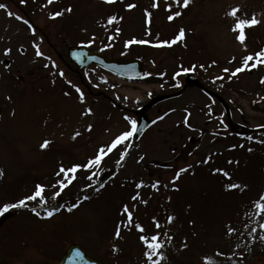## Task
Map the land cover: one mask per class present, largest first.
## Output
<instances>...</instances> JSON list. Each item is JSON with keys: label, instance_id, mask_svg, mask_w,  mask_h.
Returning <instances> with one entry per match:
<instances>
[{"label": "rangeland", "instance_id": "1", "mask_svg": "<svg viewBox=\"0 0 264 264\" xmlns=\"http://www.w3.org/2000/svg\"><path fill=\"white\" fill-rule=\"evenodd\" d=\"M17 1L0 0L7 6L0 9V171L3 172L0 208L17 203L35 191L39 179L40 184H48L43 194L46 203L30 202L28 206L39 207L54 201L53 193L57 190L60 191L59 199L74 198L52 219L42 218L46 217L42 213L38 217L27 207L17 208L9 225L8 233L12 236L5 240V245L20 247L26 243L27 236L48 244L53 251L61 246L63 253L69 245L79 243L90 256H99L109 264H149L144 255L145 245L139 239L142 233L134 226L124 227L123 206L128 205L134 221L145 227L143 234L151 236L158 231L152 222L155 217L165 225L159 231L172 237L169 241L162 236L165 244L162 251L166 255L162 264H205V258L212 264H264V240L260 239L264 235V229L260 228L264 216L257 215L253 203L264 193V154L252 160L241 156L240 167L236 168L232 181L247 185V188L226 190L228 182L213 175L212 167L203 161L223 156L230 150L241 155L250 152L246 148L254 151L260 147H245L243 141L233 137L221 103L198 87L190 88L175 99L159 102L146 111L148 119L156 123L141 135L132 153L105 186L85 193L101 181L106 171L123 160L121 152L128 149L125 144L106 156L99 169H92L96 175L90 180L91 173L81 169L75 173L76 179L63 190L49 185L50 179H57V182L61 179L56 175L61 166L67 169L85 164L100 146L129 130L130 124L124 117L138 120L140 106L135 104L136 99L147 102L152 95L177 92L185 86L186 74L196 76L204 87L223 98L235 125L248 130L264 128L260 127L264 125V84L260 83L264 78V66L246 69L230 80L229 74L223 71L224 68L234 71L241 66L244 56L254 54L259 47L247 38L243 45L236 40L237 33L231 30L234 18L227 13L239 8L237 15L241 18L255 15L261 23L246 28L245 36L250 35L253 40L251 32L258 34L263 39L264 49V0H192L187 9L175 0H158L159 7L154 8L157 20L153 25L145 16L150 6L131 10L126 6L123 10L121 5L126 23L122 26L119 21L114 22V29L113 24L103 18L112 9L105 0H75L72 3L73 22L79 17L82 24L63 27L73 43L64 42L53 20L46 17L44 10L50 5L47 0H25L20 2L22 5ZM168 6L173 12L182 13L176 18L177 27L170 24L175 19L171 22L167 19ZM8 12L14 15L10 17ZM161 19L168 32L185 29L187 47L180 56L186 61L201 60L204 67L198 64L195 71L183 73L181 62L166 57L157 60L155 70L149 57L146 71L151 75H145L140 83H129L96 67L78 71L68 57L75 42L82 46L95 37V42L87 48L101 47L104 53L116 46L115 57L132 59L141 51L152 54L151 59H154L153 45L161 34L157 31L164 26ZM108 36L113 37L108 39ZM133 38L150 43L125 47ZM37 44L44 53L42 57L35 54L34 45ZM8 49L11 51L6 55ZM53 62L58 67L53 68ZM46 64L49 66L45 67ZM60 71L65 73L64 77L59 76ZM160 71L167 76L161 79ZM177 72L181 75L176 76ZM218 76L225 79H216ZM68 80L84 91L85 103L79 102ZM174 86L178 87L177 91ZM66 91L71 95L65 96ZM90 93L102 94L103 98L120 105L124 112L104 100L94 102ZM88 107L93 109V114L82 115ZM186 116L187 124L183 123ZM88 124L93 125L91 132L87 131ZM77 131L81 135L74 140L72 137ZM191 137L195 138L194 143L189 142ZM45 139L51 143L42 149ZM257 140L264 141V134L258 135ZM126 144L130 145L131 139ZM240 145L245 148L242 150ZM261 146L264 147V143ZM188 165L192 166L189 172L176 181L179 191L174 190L170 181L179 168ZM157 180L160 181L158 189L152 187ZM140 182L143 187L137 188ZM165 184L168 187H164ZM81 194L83 196L79 197ZM137 194L139 198L133 201L132 196ZM69 208L72 211H68ZM168 215L176 217L171 225H166ZM56 221L61 227L57 233L53 228ZM26 222L30 229L26 228ZM229 225L236 229L231 236L227 235ZM118 226L120 238L115 236Z\"/></svg>", "mask_w": 264, "mask_h": 264}, {"label": "snow or ice", "instance_id": "2", "mask_svg": "<svg viewBox=\"0 0 264 264\" xmlns=\"http://www.w3.org/2000/svg\"><path fill=\"white\" fill-rule=\"evenodd\" d=\"M21 2H25V0H21ZM48 4H52L53 0H47ZM117 0H105V3L107 4H114L116 3ZM175 2L177 4H179L181 7L187 9L190 4L192 3V0H175ZM137 5L135 4H128L127 8L129 10L135 8ZM153 8H158L159 7V3L158 0L157 2H154L152 4ZM5 8V5L3 3H0V9ZM167 10L169 11V15L167 17L168 21L171 22L174 19H176L177 17L181 16L182 13L180 11H172L171 6H168ZM66 12H72V8L69 7L65 10ZM240 11L239 8H233L230 12L227 13L228 16H231L234 18V24L232 26V31L234 33H237L236 35V40L239 41L242 45L245 43V29L246 28H251L254 27L258 24L261 23L260 20L257 19V17L255 15H253L251 18L249 19H244L241 18L240 16H238V12ZM65 13L62 11H55L50 15V18L55 20L59 17H62ZM8 15L11 17L14 14L12 12H8ZM145 16L147 19L148 23H151V17H152V12L148 11L147 9L145 10ZM17 19H22L21 17L17 16ZM117 20V17L115 16H111L108 18V23L109 24H113L115 21ZM25 24H28L29 28H32V25L29 24V22L27 20L23 21ZM34 31V30H33ZM117 32H119V29L116 30ZM186 37V31L184 28H180L177 35L172 39V40H164L158 44L153 45L154 47H171L172 45L176 44L177 42H181L184 41ZM111 39V38H110ZM95 42V37H92L91 41H89L88 43L83 44L82 46L84 47H90L92 43ZM150 43L149 41L146 40H137L135 38H133L130 41H127L125 44V47H129L133 44H139V45H144V44H148ZM108 47H111V45H107ZM35 49H36V56L38 57H42L44 56V53L40 50L39 45H34ZM104 48H101L100 51H104ZM10 49L6 50V55L10 53ZM76 56L77 60H83L84 57V53H75L74 54ZM48 59H51L50 57ZM92 59H96L95 57H92ZM235 59V58H233ZM215 63V62H213ZM49 65H45V67H48ZM53 68L58 67L55 62L52 63L51 65ZM259 66H264V49L255 52L254 54H248L246 56L243 57L242 60V64L240 67H237L234 71L230 70L229 68H224L223 71L224 73H228V79H232L233 77H236L239 73L245 71L246 69L251 70L253 68H257ZM200 67H204L203 65H200ZM196 66L193 65L191 68H184L181 66V72L183 73H187L189 71H195ZM181 72H177L176 76L181 75ZM145 75H151V73H146ZM59 76L60 77H64L65 73L63 71L59 72ZM216 79L219 80H223L225 79V77L223 76H218ZM68 85L71 88L75 89V92L78 94V100L80 103H85V93L84 91L77 86L76 84H74L71 80L67 81ZM261 84H264V78H262L260 80ZM65 96H70L71 92L70 91H66L64 93ZM10 99V98H9ZM119 99V97H118ZM125 100H127V97H124ZM15 113H13L14 115ZM93 114V109L91 107L86 108L82 115L84 116H90ZM189 116L191 115V113L188 114ZM124 119L126 121L129 122L130 124V129L121 132L120 134L116 135L115 138L107 145H103L100 146L99 149L97 150V153L95 154V156H93L92 158L88 159L87 162L83 165L81 164H75L73 166H71L70 168H65L63 166L60 167L59 171L56 173V175L58 177H61V179L57 182V185H53V187H59L60 190H63L64 188H66L70 183H72V181H74L76 179L75 173L78 172V170L83 169L84 171L90 172L91 175L88 176V179L90 180L92 178V176L96 175V172H93L92 169H99L105 159L106 156H108L114 149H116L118 146L125 144L126 147H130V145H127L126 142L129 141L131 138L134 137V135L137 133L138 128H137V121L134 119H131L128 116H125ZM159 119H163V117H159ZM153 123H156V121H153ZM183 123L187 124L188 123V117L186 116ZM260 127H264V125H260ZM93 128L92 124H88L87 125V131L91 132ZM81 135V133L79 131L75 132V134L73 135V139L75 140L77 137H79ZM249 139H251V137H249ZM261 143H264V141H260ZM51 141L45 139L43 141V143L41 144V148L42 149H46L49 147ZM233 147H236L235 145ZM240 147H243V145H240ZM253 149L249 148L248 151H252ZM129 153L127 151H122L121 152V159H124V157H126ZM144 157L141 156L140 160H143ZM211 160V157H209L208 159H206L205 161H203V163H209V161ZM139 162V161H138ZM117 163H119V161H117ZM229 163H232V161H229ZM191 165H188L186 167H181L179 168V170L176 172L175 176L172 178V180L170 181V183L173 185L174 190L179 191V187L176 186V181L179 180L181 178V175L184 173L189 172V170L191 169ZM216 172H222L223 175L229 179H231L230 174L223 170V169H216ZM3 175V172L0 171V176ZM103 186V185H101ZM137 188L143 187V182L138 183ZM160 186V181H156L152 187L153 188H159ZM164 187H168V184H165ZM247 188V185H243L241 186L238 183H229L226 185V190L227 191H232L235 189H240L241 191H243L244 189ZM44 192H45V187L43 185L37 184L36 185V190L32 195H29L25 198L20 199L17 203H13V204H5L2 208H0V216H3L5 213L9 212L10 209H15V208H22V207H28V202L29 201H37L39 198V202L41 203H46V200L44 198ZM60 195V191H57L55 193H53V198H56ZM139 198V194L132 196V200L135 201ZM85 199H88V197H85ZM171 198L169 197V200ZM145 204H147V201H144ZM254 203V207L255 209L258 210L257 215L258 216H264V193L260 194V196L258 197V199L256 201L253 202ZM78 205H74L73 207H77ZM36 216H40V213L38 211H36L35 208L31 209ZM68 211H72V208H69ZM125 217H126V223L124 224V227L126 228H130L132 226H134L140 233H142V235H140L139 239L142 241V243L145 245L146 251L144 253L145 257H146V261L149 262V264H162V261L166 260V255L165 253L162 251V249L165 247L164 241L162 240V236L166 237L167 240H171L172 237L168 235L167 232H161L159 230H161L162 228L165 227V225H162L158 219H156L155 217H153V224L155 226V229H157L158 231L155 232L154 234H152L151 236L147 235V234H143L146 232L145 227L140 224V223H136L134 221L133 218V212L130 211L129 206L128 205H124L123 206V213H122ZM53 216V211H48L47 212V216L46 217H42V218H51ZM176 219L175 216L173 215H168L166 217V225H171L173 223V221ZM260 228L264 229V224H260ZM253 232H255V229H252ZM234 232H236V229L234 227H232L231 225L228 226L227 228V235L231 236ZM115 236L116 238H120L121 237V229L118 226L115 232ZM253 239H255V237H253ZM261 240H264V235L260 236ZM184 247H188L187 241L184 242ZM114 251H118V249L114 248ZM217 255H223V253H217ZM76 256L80 257V253L79 251L76 252ZM205 264H212V261L205 258Z\"/></svg>", "mask_w": 264, "mask_h": 264}, {"label": "flooded vegetation", "instance_id": "3", "mask_svg": "<svg viewBox=\"0 0 264 264\" xmlns=\"http://www.w3.org/2000/svg\"><path fill=\"white\" fill-rule=\"evenodd\" d=\"M53 211V216L49 219L57 217L59 215L58 209H51L44 211ZM8 220L0 228V264H61L63 258L62 247L58 251H53L52 248L38 239L26 238V243L20 247H10L5 245V240L12 236L8 233L9 226L5 225ZM54 232H59L61 227L59 222H55ZM26 228L30 229V226L26 222ZM57 243V238H55ZM54 241V242H55Z\"/></svg>", "mask_w": 264, "mask_h": 264}, {"label": "water", "instance_id": "4", "mask_svg": "<svg viewBox=\"0 0 264 264\" xmlns=\"http://www.w3.org/2000/svg\"><path fill=\"white\" fill-rule=\"evenodd\" d=\"M75 53H84L85 55L83 57V60L82 61L77 60L76 56L74 55ZM71 57L78 62L81 69L86 68L91 63H96V64H98V65H100V66H102L108 70H111V71H114L118 74H121V76H124V77L139 78L143 73V66L138 61L122 62V61L109 60V59H106L99 54H93V53L87 52L86 50H82V49H73L71 51ZM92 57H95L96 59H92ZM128 73H132L133 75H127ZM193 84H199V83L195 78L190 77V82L188 83L186 88H188L189 86H191ZM159 100L160 99H157L154 102L159 101ZM144 110L145 109H143V111H141V113H140L141 114L140 120H139V124L137 127L138 131L134 135V142L138 139V136L140 135V133L144 130V128L148 124L146 118L144 117ZM230 123H231V120H230ZM231 127L235 132H237V133L240 132V130L233 127L232 124H231ZM110 175H111V173L106 174L104 177V180H107L110 177ZM3 219H0V226L2 224ZM77 251H79L80 257L76 256ZM62 264H100V263L93 261L90 258H88L80 250L79 247H72L69 250L68 255L63 259Z\"/></svg>", "mask_w": 264, "mask_h": 264}, {"label": "bare ground", "instance_id": "5", "mask_svg": "<svg viewBox=\"0 0 264 264\" xmlns=\"http://www.w3.org/2000/svg\"><path fill=\"white\" fill-rule=\"evenodd\" d=\"M131 95H132V93H131ZM133 95H136V94H133Z\"/></svg>", "mask_w": 264, "mask_h": 264}]
</instances>
